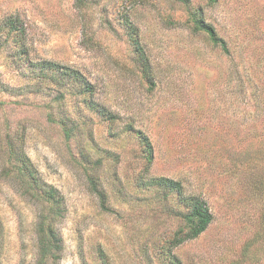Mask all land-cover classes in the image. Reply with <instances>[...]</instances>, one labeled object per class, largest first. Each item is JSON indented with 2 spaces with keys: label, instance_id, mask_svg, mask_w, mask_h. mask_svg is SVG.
Here are the masks:
<instances>
[{
  "label": "rangeland",
  "instance_id": "374dc122",
  "mask_svg": "<svg viewBox=\"0 0 264 264\" xmlns=\"http://www.w3.org/2000/svg\"><path fill=\"white\" fill-rule=\"evenodd\" d=\"M16 147L62 198L55 264H170L189 209L162 178L213 216L182 264H264V0H0V264H36L43 207L1 175Z\"/></svg>",
  "mask_w": 264,
  "mask_h": 264
},
{
  "label": "trees",
  "instance_id": "16d2710c",
  "mask_svg": "<svg viewBox=\"0 0 264 264\" xmlns=\"http://www.w3.org/2000/svg\"><path fill=\"white\" fill-rule=\"evenodd\" d=\"M211 1L212 3H216L218 0ZM198 24V28L208 34L214 46L220 47L226 54H229L226 41L218 35L213 25L206 23L205 20H199ZM129 26L132 31L130 41L134 46L135 54L141 62L145 78L153 85L154 76L149 58L130 23ZM9 27L15 34V42L17 44L20 43L25 32L20 21L18 19L9 20ZM46 66L49 70L62 72L65 76L67 75L72 80L80 83L85 89V92L90 95L94 93L92 84H90L79 71L53 63H47ZM144 141L148 150V162H151L153 156L152 145L148 138H144ZM11 145L13 146L12 142ZM9 164V168L4 169L1 175H4V178L7 180L14 179V187H17L24 197L32 201H37L43 207L37 223L39 253L36 264H55L59 259L57 253L62 249L60 245L61 240L58 238V233L56 231V220L62 216L60 208L62 198L55 188L48 186L38 177L37 170L34 168L25 150L20 147L11 150L9 152ZM154 183L161 186H169L176 190L181 201L189 209L188 213L182 215L184 227L178 230L167 248V259L170 264H182L173 253V249L201 236L211 225L213 216L207 203L197 197H187L179 182L162 178L156 180Z\"/></svg>",
  "mask_w": 264,
  "mask_h": 264
}]
</instances>
